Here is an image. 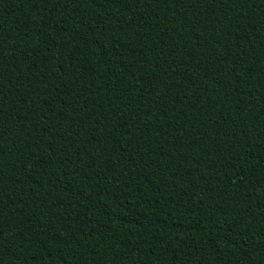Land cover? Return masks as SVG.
Listing matches in <instances>:
<instances>
[{"label": "trees", "instance_id": "trees-1", "mask_svg": "<svg viewBox=\"0 0 264 264\" xmlns=\"http://www.w3.org/2000/svg\"><path fill=\"white\" fill-rule=\"evenodd\" d=\"M0 264H264V0H0Z\"/></svg>", "mask_w": 264, "mask_h": 264}]
</instances>
